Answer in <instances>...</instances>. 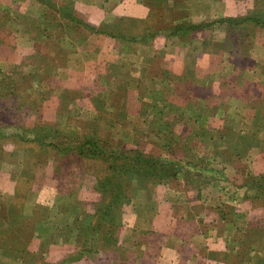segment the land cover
Here are the masks:
<instances>
[{
	"label": "rangeland",
	"instance_id": "rangeland-1",
	"mask_svg": "<svg viewBox=\"0 0 264 264\" xmlns=\"http://www.w3.org/2000/svg\"><path fill=\"white\" fill-rule=\"evenodd\" d=\"M254 2L253 5L248 1L251 9L243 15L238 14L239 5L231 9L230 16L173 25L172 11L176 9L181 19L187 16L188 7L193 8L197 3L203 5L204 1L0 0V127L8 126L5 130L9 133L19 132L15 127L22 130L40 126L52 131V138L48 140L62 146L69 144L74 136H92L101 141L102 152H109L115 145L140 149L178 162L179 171L185 167L204 169L209 163L206 158L198 161L185 158L179 162L182 150L194 156L193 152L205 147L208 153L222 156L229 154L224 153L228 147H235V153L239 154L246 149L235 142L240 136H235L234 131L226 142L196 143L187 150L186 143L173 141L170 127L160 124L161 108L169 104L170 92L193 89L192 84L188 88L175 72L164 68L168 63L159 56V52L165 50L161 46L172 34L184 33L188 36L181 38H193V32L200 30L198 41L203 46L204 63L208 62L209 69L223 72L225 77L220 76L225 78L223 85L249 90L244 95L246 102L251 95L258 98L257 126L260 128L256 131L262 136L258 144L264 147V0ZM134 4L141 5L145 14L139 18L130 14ZM245 4L243 2V6ZM197 25L199 27L195 28ZM128 38L148 43L139 52L135 49L134 54L110 57L115 48L110 46L112 40L120 39L121 49L127 47L125 39ZM153 49L158 53L154 60L156 66L151 68L156 70H148L147 62ZM178 54L181 56V50ZM215 93L219 97L224 91L217 95V90L213 89L211 95ZM216 99L219 98H213L210 103H215ZM168 104L167 110L171 113L172 104ZM160 134L164 135L162 139H158ZM65 135L69 137L64 138ZM32 136L31 133L25 135L28 139ZM130 140L132 142L128 143ZM212 154L208 156L211 158ZM205 156L208 157L205 153L200 157ZM38 157L40 161L36 164ZM259 162L264 169V157ZM103 168L99 159L56 154L48 143L0 139V219L8 216V204L19 202L9 212H26L32 223L33 210L40 206V214L53 218V223L58 225L56 230L84 228L82 235L75 230L72 235V229L66 233H72L70 236H75L76 241L79 239V251H95L99 249L96 242L86 243L84 224L87 214L94 211V205L91 212L87 205L99 198L94 186ZM65 172L69 174L67 177ZM251 175L254 174L246 175L241 186L226 182L230 185L231 200L240 198L242 202L248 197L251 200L254 192L248 183ZM133 184L129 181L127 190L132 197L130 204L136 205L138 212L142 210L141 202H155L158 184L152 198H148L144 190H138V184ZM240 187H245V193L240 192ZM38 200L55 204L52 207L33 205L40 202ZM75 202L80 206H72ZM59 205L62 207L58 208ZM68 221L71 222L67 224ZM0 240L11 243L6 232L0 233ZM25 246L17 245L13 250L0 248V256L20 261L27 251ZM36 261L39 260L35 258Z\"/></svg>",
	"mask_w": 264,
	"mask_h": 264
},
{
	"label": "crops",
	"instance_id": "crops-1",
	"mask_svg": "<svg viewBox=\"0 0 264 264\" xmlns=\"http://www.w3.org/2000/svg\"><path fill=\"white\" fill-rule=\"evenodd\" d=\"M203 1V5L197 3L193 8L188 7L187 16L181 19H178L176 9L172 11V24H196L230 16L231 9L239 5L241 10L238 14L243 15L251 9L248 1L254 5L256 0ZM243 2L247 4L243 6ZM144 11L141 5L134 4L130 14L139 18L145 14ZM201 33L200 30L191 33L193 38H181L188 36L184 33L172 34L161 46L165 50H161L159 56L168 63L164 68L175 72L185 86L188 84V88L192 84L190 87L193 89L170 92L172 111L168 113V103L165 108H161L163 116L160 124L170 127L173 141L186 143L187 150H191L196 143L226 142L231 139L229 134L233 131L235 136L246 137L255 144L247 146L239 155L228 154L225 158L208 153L205 147L193 152L194 156L182 150L179 162L185 158L196 161L206 158L209 162L206 168L185 167L178 170L176 178L156 186L155 202H141V211L137 212L136 205L130 203L124 206L123 225L117 242L107 249L79 254L77 245L81 244L76 243L75 236H70L72 233L75 235V232L77 234L73 227H70L72 233H68L65 240L63 227L56 230L58 225L53 223V218L46 217L43 221L48 230L40 234L34 230L35 216H32V223L29 219L18 236L25 241L27 249L22 259H19L22 262L0 256V264H264V203L251 202L249 197L245 199L246 202H241L240 198L237 201L229 198V183L241 186L248 173L258 175L264 172L259 162L264 157V147L258 144L262 136L256 131L260 128L257 126L258 98L251 95L249 102H246L248 99L244 95L249 90L223 85V72L212 71L208 62L204 63L203 46L198 41ZM125 40L128 45L121 49V40H112L110 46H115L112 51L116 56L110 57L123 53L134 54L135 49L139 52L148 43L135 42L129 38ZM157 53L152 50L147 62L148 70L155 69L151 67L156 66L154 60ZM143 72L141 80L144 78ZM215 84L218 87H214ZM213 89L217 90V95L221 91L224 93L219 97L216 93L211 95ZM213 98L219 99L210 103ZM163 137L160 134L158 139ZM204 153L214 156L201 158ZM240 188V192L245 193V187ZM231 190L235 191L233 188ZM38 201L33 202V205L52 207L55 204ZM87 210L93 211V204L87 205ZM35 258L39 261L34 262ZM68 258L70 260L66 261Z\"/></svg>",
	"mask_w": 264,
	"mask_h": 264
},
{
	"label": "trees",
	"instance_id": "trees-1",
	"mask_svg": "<svg viewBox=\"0 0 264 264\" xmlns=\"http://www.w3.org/2000/svg\"><path fill=\"white\" fill-rule=\"evenodd\" d=\"M77 23H80V21L77 20ZM83 26L86 27V25ZM194 27L197 28L199 26L197 25ZM5 127H0V139L9 138L11 140L29 141L40 145L48 143V145L55 150L56 154L63 153L67 155L71 153L77 158L83 157L101 160L104 166L102 169L103 172L99 171L94 186L95 191L99 194V198L93 203L94 211L93 213L87 214V221L84 224L85 234L87 235L86 243L94 241L99 249H107L111 244L117 242V236L122 226L123 206L131 203L130 201L132 198L128 194L130 191L127 190L129 181L133 182L134 186L138 184V190H144L145 195H147L148 198H152L154 193L153 189L157 184L174 179L178 175L177 167H180L178 162L164 159L152 153H145L140 149H126L119 145H115L109 152H102L100 145L101 141L96 137H83V135L74 136V138L70 139L68 142L69 144L62 146L52 139L48 140L50 137L52 138V134L50 133L52 131L46 130L43 127L34 126L31 129L24 128L22 130L15 127L14 130L19 129V132L14 131L9 133L6 132ZM25 133L33 134L32 138L28 139L25 137ZM170 133L172 134V130ZM66 137L69 136L65 135L64 138ZM246 140V137L240 136L235 142H238L240 147L243 146L246 148L250 145ZM235 152V147H228L224 153H229V155L238 154ZM227 155L223 154L222 156L225 158ZM39 161L40 159L38 157L35 163L38 164ZM64 174L66 177L69 175L68 172ZM80 177V179H82V176ZM248 183L251 184V189H254L252 196H250L251 200L257 202L258 200L260 202L264 201V173L251 175ZM83 203L84 202H82V205ZM16 204H19V202H11V204H8L6 209L9 213L8 216L0 219V233L6 232L9 242H11L10 245H8L0 240V246L4 249L13 248L16 245H25V241L19 239L18 236L24 224L26 225V222L29 221L30 216H26L24 214L25 212L18 214H12V210L9 212L10 208L14 207ZM77 205L80 206V203L75 202L72 204V206ZM39 208L40 206H36L31 216H35V232L44 234V232L48 230L43 221L47 216L40 214ZM78 228L80 227H76L75 230L81 231L82 235L84 232L82 229L84 228H80L79 230ZM70 229H64L63 235L65 236V240L69 236L65 231H71ZM29 235H31V232ZM78 241L79 239L76 243H78ZM80 252L83 253V251Z\"/></svg>",
	"mask_w": 264,
	"mask_h": 264
}]
</instances>
